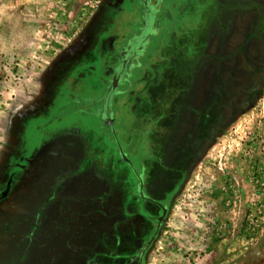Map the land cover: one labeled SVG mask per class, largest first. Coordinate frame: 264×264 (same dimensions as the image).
Returning <instances> with one entry per match:
<instances>
[{
	"label": "rangeland",
	"instance_id": "rangeland-1",
	"mask_svg": "<svg viewBox=\"0 0 264 264\" xmlns=\"http://www.w3.org/2000/svg\"><path fill=\"white\" fill-rule=\"evenodd\" d=\"M141 1L0 0V194L10 178L17 184L0 200V264H19L1 234L22 237L32 227L27 216L39 200L19 191L28 170L42 166L34 153L57 152V143L42 144L44 133L74 135L81 126L75 135H83L96 120V137L81 144H105L103 173L124 167L101 112L77 113L102 105L99 77L115 66L112 44L116 58L140 26L132 16L142 14ZM163 1L155 44L113 108L123 149L145 155L146 137L161 144L149 135L156 120L180 105L161 152L167 211L143 264H264V0ZM80 81L90 85L81 95ZM67 140L74 150L78 142Z\"/></svg>",
	"mask_w": 264,
	"mask_h": 264
},
{
	"label": "flooded vegetation",
	"instance_id": "flooded-vegetation-1",
	"mask_svg": "<svg viewBox=\"0 0 264 264\" xmlns=\"http://www.w3.org/2000/svg\"><path fill=\"white\" fill-rule=\"evenodd\" d=\"M163 2V0L141 1L143 8L142 14L141 10L137 9L134 16H132L135 18V21L141 22L140 26L131 34L127 32V35L123 37V45L116 58L113 57L114 46L112 44L110 59H116L115 66L110 68L109 72L103 73V77H99L101 80L100 84L105 90L102 105L98 106L97 104H93L88 106V104L83 103L89 108L92 107V109L85 111L82 110L77 113V115L83 114L89 117H95L101 112L103 123L109 127L113 133V129L115 130L114 126L112 129L104 116L105 114L107 115V113L114 115L113 108L115 99L122 94L123 88L129 86L133 79H135L136 70L142 66L141 61L149 53L152 46H154V40L159 33V20ZM132 7L133 10L136 9H134V5ZM126 13H128L129 16L132 15L133 12L129 11ZM140 18L141 20H139ZM90 50L89 54L96 59H104L92 48ZM130 59H133V61ZM131 61L134 65L129 66V62ZM126 68L130 75L126 78L120 79L117 91L113 94V89L111 87L113 86L116 77L117 79L122 77L121 73L122 71H125ZM90 69H93V67H90ZM109 75L110 77L106 79ZM135 82L136 79L134 80V83ZM77 84L79 85V89H83L79 90L80 95L83 91L86 93L88 88H90V85L83 84L82 81ZM175 95H180L178 89H176ZM171 100L167 101L170 102ZM179 106L180 105L177 104L174 107H166L163 111V116L156 120V124L154 123L152 126L149 135L154 130L153 134L155 136L156 134L161 136V144L151 145V143H153L150 142L149 139L151 135L146 137L144 144H147V146H144V148L151 151L147 152L145 155L143 153L131 155L125 151L121 141H119V137L116 138L113 133L119 149L118 155L122 164H124V167L119 168L116 166V163H113L110 169H107L106 172H104L107 175L106 184L109 189L107 197L108 211L105 216H102V219L104 218L105 220V223L103 224L105 227L98 226L99 229L96 237L91 242L92 247L83 251L82 254L77 255L74 264H143L144 255L148 247L151 245V242L156 237L155 235L160 228L167 211V206L163 203L160 193V191L163 190L161 188L162 182H159V180L162 181V174H165L167 170L163 161L161 162V152L164 153L165 151H169L167 147L168 144L163 143V139L169 141L173 135V130H171V128L174 127L177 113L180 112ZM54 121L55 123L59 122L60 117ZM94 122L97 123L96 120H89L84 123L85 125L83 124L84 129H86L85 134L83 135H80L79 133L75 135L77 129L79 131L81 129L83 130L81 126L75 127L74 135H72V132L69 130L67 131L66 128L64 130H58L53 134L46 132L44 133L42 144L45 145L50 141L57 143L63 139H75L78 143H81L86 137L94 139L96 137L94 130L96 127L93 125ZM27 128L28 127H26L25 130H27ZM27 138L28 136L26 132L25 140L20 142L23 151L24 148H27ZM157 139L159 138L156 137V140ZM163 144L166 145V147H164ZM119 147L122 148L127 159L121 155ZM22 149H19V152L22 151ZM155 151H158L159 153H156ZM83 153L84 155L88 154L87 152ZM40 154L41 152L36 151L34 153L35 158L40 156ZM19 175L21 177L20 179H22V173H19ZM58 180L59 178L53 179L51 184H58ZM16 187L17 184H15L14 177L10 178L7 181L5 188L1 191L0 200L6 198L11 193L12 189ZM40 198L41 197L37 199L39 200L37 205L39 211L36 214L38 215L36 218H40L41 214L42 199ZM35 211H37V209H35ZM37 223H39V221H37ZM101 228L105 231L102 230L99 232ZM28 231L26 230L22 237H15V234L14 236L12 234L8 235L7 233L1 234L6 238L4 244L8 245L7 252L14 254V256L17 257L19 264H30L32 262V256L26 249L28 240H26L25 235ZM17 241L19 242L20 247L18 250L14 249ZM1 249L2 248H0V251H3ZM1 254L2 252H0V259L3 257Z\"/></svg>",
	"mask_w": 264,
	"mask_h": 264
},
{
	"label": "crops",
	"instance_id": "crops-1",
	"mask_svg": "<svg viewBox=\"0 0 264 264\" xmlns=\"http://www.w3.org/2000/svg\"><path fill=\"white\" fill-rule=\"evenodd\" d=\"M112 117L114 124V115ZM61 141L57 142L56 153H50V156L48 152L40 154L42 166L38 164L27 172L19 191L26 193L27 200L31 192L36 199H42L40 218H36L38 207L27 216L32 223L31 230L25 235L28 240L26 249L32 256L30 264H74L77 255L92 247L98 226L105 223L102 216L108 211L109 189L107 175L100 171L107 163V158L102 157L105 144L101 140L86 141L84 145L79 142L75 147L79 146V150L76 151ZM81 145L87 155H84ZM52 177L59 178L58 184L50 183ZM39 180L42 181L41 192L36 188L40 186ZM14 249H20L18 241Z\"/></svg>",
	"mask_w": 264,
	"mask_h": 264
},
{
	"label": "water",
	"instance_id": "water-1",
	"mask_svg": "<svg viewBox=\"0 0 264 264\" xmlns=\"http://www.w3.org/2000/svg\"><path fill=\"white\" fill-rule=\"evenodd\" d=\"M130 60L133 61V59H130ZM132 61L129 62V66L134 65V64H132ZM125 75H126V76H125ZM128 75H130V73H128V70H127V68H126V70H125V71H122V73H121V76H122V77H120V78H118V79H117V77H116V80L114 81V84H113V86L111 87V88L113 89V91H112L113 94L117 91V87H118V84H119L120 79H121V78H126ZM109 90H110V89H109ZM104 117H105V119L107 120V122L109 123V125H110V126L112 127V129H113V126H114V125H113V118H112V115H111L110 113H107V115L105 114ZM113 133H114V135H115L116 138H117V135H116V132H115L114 129H113ZM119 148H120V153H121V155L127 159V157H126L125 153L123 152L122 148H121V147H119Z\"/></svg>",
	"mask_w": 264,
	"mask_h": 264
}]
</instances>
